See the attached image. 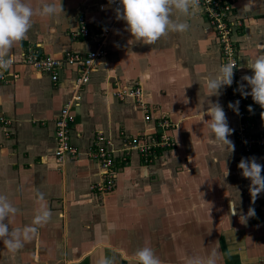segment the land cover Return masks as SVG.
<instances>
[{"label": "crops", "instance_id": "0c3cea01", "mask_svg": "<svg viewBox=\"0 0 264 264\" xmlns=\"http://www.w3.org/2000/svg\"><path fill=\"white\" fill-rule=\"evenodd\" d=\"M114 1L48 0L57 7L62 3L63 11L33 16L26 39L9 52L18 62L0 72V196L17 210L7 220L12 229L36 228L16 251L0 241V264H134V253L145 246L161 264H185L186 258L206 257L213 249L216 264H264V192L253 204L250 180L237 167L242 157H256L264 165V155L245 154L238 147V117L228 107L227 86L217 96L206 89L205 77L223 64L215 31L198 7L181 14L186 31L168 33L150 45L129 44L131 34L116 18ZM26 2L36 8L40 0ZM230 2L243 20L233 39L238 82L246 85L241 78L252 75L249 62L264 55V0ZM80 16L90 29L109 26L111 31L106 53L96 60L79 90L80 103L72 108L71 142L79 155L59 166L55 120L75 88L77 72L64 66L53 81L20 58L27 47L55 58L93 50L95 39L70 35ZM133 86L141 87L144 109L135 98L115 94ZM249 97L252 130L264 132V109ZM208 101L223 107L234 129L228 137L234 151L210 142L212 133L199 116ZM161 118L174 124L167 132L174 146L149 163L131 151L117 165L114 189L106 194L93 190L101 178L96 161L88 157L94 137L101 133L119 148L121 131L131 138L159 134ZM41 205L51 215L35 224ZM250 207L256 215L241 221Z\"/></svg>", "mask_w": 264, "mask_h": 264}, {"label": "clouds", "instance_id": "9594fccd", "mask_svg": "<svg viewBox=\"0 0 264 264\" xmlns=\"http://www.w3.org/2000/svg\"><path fill=\"white\" fill-rule=\"evenodd\" d=\"M111 2V0H110ZM122 7L115 9L116 18L126 23V30L131 34L129 44L135 41H142L150 45L168 33H180L188 29L186 21L181 20V14L189 15L199 7L200 0H119ZM63 11L62 3L57 7L48 0H40L38 7L34 8L26 0H0V70H8L12 64L9 52L13 46L27 37L32 27V18L35 15L43 17L54 16ZM252 75H244L241 80L246 85L239 84V91L245 98L251 96L252 100L264 109V55H257L249 62L248 66ZM236 66L229 62L214 69L215 75L205 77L206 89L210 96L220 94L224 86L230 87L234 80V69ZM249 87L250 91L245 88ZM187 102V101H186ZM239 101L230 102L228 107L239 114ZM249 111H252L249 106ZM261 119H264V111L261 112ZM200 121L206 124L212 133L210 142L223 148L228 145L234 151V143L228 138L234 129L229 127L226 113L221 104L216 101H208V107L199 113ZM208 117V119H205ZM237 167L241 170L244 178L250 180L249 192L251 201L254 204L258 196L264 192V165L257 162L256 157H242ZM228 175V170L226 176ZM6 197L0 196V241L10 251H16L24 246L23 241L29 240V233L36 232V228L12 229L7 223L10 215L16 213ZM50 211L46 206L41 205L34 218L35 224L47 222L50 218ZM232 215H236L233 206ZM255 209L250 207L247 214H241L240 219L254 217ZM217 250L213 249L206 257L186 258L185 264H216ZM134 264H161L150 247H142L134 253ZM110 264V261H106Z\"/></svg>", "mask_w": 264, "mask_h": 264}, {"label": "built area", "instance_id": "2783aa9c", "mask_svg": "<svg viewBox=\"0 0 264 264\" xmlns=\"http://www.w3.org/2000/svg\"><path fill=\"white\" fill-rule=\"evenodd\" d=\"M113 6L120 7L119 0H115ZM199 8L218 37L223 64L231 62L237 67V44L233 39V34L241 23L240 19L232 14L230 0H200ZM110 31L109 26H96L90 29L85 17L80 16L77 19L76 27L70 31V35L73 38L95 39L96 46L93 50L87 53L67 52L63 58H55L41 53L36 47H27L20 58L22 63L29 64L40 72L48 73L53 81L58 79L59 69L64 66L75 67L77 72L75 88L62 105L55 120V155L59 166H62L67 159L76 158L79 155L78 148L71 142V131L75 122L72 108L79 105L81 100L79 90L89 81L96 60L106 53L104 46ZM11 59V66L18 62L14 57ZM2 71L4 70H0V72ZM226 92L229 103H234L237 100L240 102L238 105L239 114H237L236 142L241 152L245 154L260 152L264 155V132L252 130L254 123L251 111H249L251 99L249 96L245 98L239 91L236 68L234 69L233 84L226 87ZM115 94L120 99L127 96L135 98L144 109L140 86L118 90ZM144 119H150L148 112L144 115ZM158 127L161 129L159 134L142 135L139 138H131L121 131L122 146L119 148L112 147L109 139L98 133L89 146L88 157L96 161L101 178L94 182L91 188L101 194L111 192L115 187L117 165L125 162L131 151H136L145 163H149L157 157L160 150L173 147L174 139L167 132L174 127V124L167 118H161L158 121Z\"/></svg>", "mask_w": 264, "mask_h": 264}, {"label": "rangeland", "instance_id": "374dc122", "mask_svg": "<svg viewBox=\"0 0 264 264\" xmlns=\"http://www.w3.org/2000/svg\"><path fill=\"white\" fill-rule=\"evenodd\" d=\"M232 14L235 16V14H234V12H233V7H232ZM240 25L239 26H237V28L235 29V31H234V33H236L237 32V30L238 29H240L241 27H243V20L242 19H240ZM234 35V34H233ZM236 44H237V42H236ZM237 50H238V47H237ZM239 83V82H238Z\"/></svg>", "mask_w": 264, "mask_h": 264}]
</instances>
